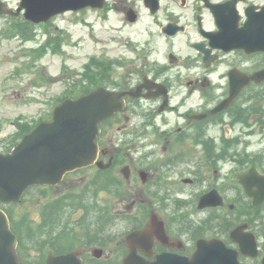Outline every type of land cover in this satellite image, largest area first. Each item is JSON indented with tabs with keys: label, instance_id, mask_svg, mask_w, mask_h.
Returning a JSON list of instances; mask_svg holds the SVG:
<instances>
[{
	"label": "flooded vegetation",
	"instance_id": "obj_1",
	"mask_svg": "<svg viewBox=\"0 0 264 264\" xmlns=\"http://www.w3.org/2000/svg\"><path fill=\"white\" fill-rule=\"evenodd\" d=\"M144 1L106 0L102 11L123 27L147 17L153 33L142 44L120 29L102 38L101 85L139 88V96H125V111L101 128L104 168H85L82 181L99 199L88 202L87 189L71 185L60 194L75 172L44 188L37 200L72 209L74 227L62 210L50 226L42 209L37 242L121 245L126 253L135 245L149 262L168 254L165 264L212 244L216 264H264V0H146L152 12ZM108 51L126 64L116 66ZM231 77L244 80L241 90L214 112L229 97ZM123 122L135 126L131 145L108 137Z\"/></svg>",
	"mask_w": 264,
	"mask_h": 264
},
{
	"label": "rangeland",
	"instance_id": "obj_2",
	"mask_svg": "<svg viewBox=\"0 0 264 264\" xmlns=\"http://www.w3.org/2000/svg\"><path fill=\"white\" fill-rule=\"evenodd\" d=\"M7 1L11 6L18 2V0ZM101 17H103L101 14L91 9L57 16L46 27H33L31 30L36 31L35 36L31 33L27 42L13 31L15 21L0 18V152L8 149L10 144L19 137L20 134L15 130L17 121L31 123L46 118L51 113L57 98L72 91L78 83L83 82L89 87V81L81 74L85 63H90V59L98 57L106 47L102 45V38L107 34V31L102 29L103 25H105L104 28H116L120 25L117 21L118 16H113L109 22H105ZM89 24L93 25V29L86 27ZM149 25L150 21L148 24V20H144L125 26L123 32L143 35L150 27ZM59 35L62 38H59ZM47 40L49 41L46 47L42 48L43 51L36 53L40 50V44H44ZM171 122L174 123L173 117ZM118 127L122 129V132L118 134L115 130H111L108 137L112 141L119 138L118 145H122L123 142H130L131 145L133 139L131 131L135 130V126L123 122ZM86 174V171H81L69 176L67 181L59 187L60 194L65 192L67 190L65 188L69 185L74 186V189L84 186L82 180L85 179ZM29 195L30 193L25 195L18 204L10 206V211L17 219L24 214L26 208L34 210L32 215L34 212L36 215L33 216V220L38 223L40 218L37 213L47 201L37 200L35 194L30 197ZM82 246L86 251L84 260L89 262L93 261L91 251L94 248H100L103 251V258L109 256L108 258L116 259L123 253V249H120L118 245ZM27 252L30 253L31 258L38 257V254L42 253L38 250ZM104 260L93 262L104 264Z\"/></svg>",
	"mask_w": 264,
	"mask_h": 264
},
{
	"label": "water",
	"instance_id": "obj_3",
	"mask_svg": "<svg viewBox=\"0 0 264 264\" xmlns=\"http://www.w3.org/2000/svg\"><path fill=\"white\" fill-rule=\"evenodd\" d=\"M102 5L103 0H22L14 13L0 1V15H17L24 8L25 19L38 23L64 11ZM123 95L99 87L77 99H65L54 108L50 121L37 125L11 152L0 154V201H18L29 186L55 185L65 172L92 164L97 154L94 141L99 133L98 123L122 108ZM15 247V236L0 211V264H20ZM94 253L100 255V251ZM78 255L79 251H72L50 256L45 264H82ZM206 259L211 262L208 256ZM164 261L165 256H161L152 264ZM196 263L184 260V264ZM125 264L144 263L135 260L131 248Z\"/></svg>",
	"mask_w": 264,
	"mask_h": 264
},
{
	"label": "trees",
	"instance_id": "obj_4",
	"mask_svg": "<svg viewBox=\"0 0 264 264\" xmlns=\"http://www.w3.org/2000/svg\"><path fill=\"white\" fill-rule=\"evenodd\" d=\"M74 245H68V246H66V247H64V248H61L62 247V245H60V247L59 246H55L54 247V249H53V253H62L63 251H67V250H69L71 247H73Z\"/></svg>",
	"mask_w": 264,
	"mask_h": 264
}]
</instances>
